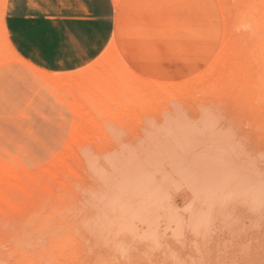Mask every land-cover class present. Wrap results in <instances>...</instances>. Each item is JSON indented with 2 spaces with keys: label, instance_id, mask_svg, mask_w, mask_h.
Segmentation results:
<instances>
[{
  "label": "bare ground",
  "instance_id": "bare-ground-1",
  "mask_svg": "<svg viewBox=\"0 0 264 264\" xmlns=\"http://www.w3.org/2000/svg\"><path fill=\"white\" fill-rule=\"evenodd\" d=\"M112 1L116 12L123 17L120 18V22L124 24V28H121L122 39L117 38L120 33L117 32L118 29L103 53L85 67L71 72H51L33 65L15 49L5 24L8 0H0V82L7 74L31 82L39 87L46 98L51 97L67 107L73 116V120L64 125L68 130L67 140L58 153L49 151L52 156L49 162L39 164L35 169H28L20 157L12 160L8 158V161L0 154V204L18 207L19 204L10 198L6 189L23 188L20 182L22 174L43 184L47 182L42 175L47 174L63 186L75 184L78 191H86L97 196L100 191L98 180L89 174L85 152L82 150L84 143H90L96 149L103 150L101 156L116 157L117 166L113 173L114 179L108 184L111 185L109 191L117 189L120 193L123 192L126 201L119 207H123V211L135 212L142 219L147 220L160 206L163 186L168 178L171 180L172 177H176L173 179L184 181L194 195L204 192L203 202H208V215L214 214L213 217L221 219V226L223 225L221 222L230 216L226 215L227 208L223 211L222 204H219L224 202L229 194L244 192L247 209L244 207L230 211L232 217L225 225L230 227L228 230L230 229L231 234L225 235L223 232L221 240L225 245L233 246L234 249L236 247V250L246 241L250 242L241 264H264V0H211L221 12L223 33L220 47L204 70L192 73L180 81L169 80V75L160 66L150 43L151 38L145 34L146 23L143 16L149 15L154 26L161 33H167L164 38L170 40L172 48L178 49L179 44L174 37L180 17L176 13V8L186 7L188 0ZM126 10H133L135 17L132 18L131 14L125 13ZM41 93L40 96H43ZM28 108L31 109L32 104ZM145 116L156 117L160 127L166 129L167 133L163 132L162 138L154 141L141 142L144 146L141 145L140 148L121 153L119 152L122 150L119 148L120 151L117 152L114 148L116 143L112 142L115 139L110 140L107 135L108 126H117L127 131L130 130L132 122ZM219 117H225L230 121V124L232 123L230 127L235 126L238 119L246 126L258 121L259 129L262 131L261 140L253 139L248 133L250 140L248 148L246 147L243 152L237 151L238 156H233L229 152L230 149L228 151L223 149L228 146L226 132L215 133L206 138L199 132L194 134L195 132L188 131L191 124H193L191 128L201 124L207 126ZM155 130L158 129L153 128V132ZM157 135L159 136V133ZM148 136L149 132L145 137L148 139ZM146 138L144 140H147ZM203 142H207L208 147H204L205 150L196 149ZM92 159L96 161V158ZM111 166L114 167L113 163ZM93 167V173L97 175L98 164ZM67 176L83 177L86 181L85 187L73 180H70V184ZM110 176L109 180L112 178ZM203 202L205 206L207 202ZM64 207L65 210L58 211L56 205L48 215L41 219L35 215L32 221L38 219V228L41 231L47 229L49 225L58 226L61 214H64L65 220H68V217L74 218L76 206L73 205V201H64ZM68 211L72 214L67 216L65 213ZM173 214L175 219H182V214L176 212ZM245 218L249 219V224L245 222ZM61 225L64 226V223ZM235 229L237 235L232 233ZM55 241H58L57 233L50 239V243ZM172 250L173 252L169 253L170 258L166 259L167 261L163 260L161 264H174L187 257L193 264L220 262L219 257L213 254L187 255L188 253L178 251L175 247ZM238 262L240 260L237 264Z\"/></svg>",
  "mask_w": 264,
  "mask_h": 264
},
{
  "label": "rangeland",
  "instance_id": "rangeland-1",
  "mask_svg": "<svg viewBox=\"0 0 264 264\" xmlns=\"http://www.w3.org/2000/svg\"><path fill=\"white\" fill-rule=\"evenodd\" d=\"M218 9L214 1L211 0H188L186 7H177L176 13L180 20L177 22L174 38L179 44L178 49L172 48L170 40L164 38L167 33H161L154 26L149 15L143 16L146 23L145 34L151 38L150 43L156 52L160 66L169 75V80L180 81L184 77L192 75V73L201 72L212 60L215 52L220 47V39L223 33L221 12ZM125 13L131 14L132 18L135 17L133 10H126ZM120 18L123 19L116 12L115 32L118 29L120 30L117 31L120 32L117 35L119 40L123 36L121 28H124ZM40 93L39 87L31 82L22 81L12 74H7L0 82V119H2L0 120V154L7 160L8 158L12 160V158L20 157L28 169H35L39 164L49 162L52 157L49 151L52 150L58 153L62 149L68 138V130L64 125L69 123V120L70 122L73 120L72 113L67 107L57 103L51 97H47V99L43 92L41 93L43 96H40ZM31 104L32 108L30 109L28 106ZM159 124L160 122L156 117L145 116L132 122L130 130L127 131H123L117 126H108L107 135L110 140L115 139L112 142L116 143L114 148L117 149H115L117 152L120 149L122 151L119 153L125 150V152H129L132 149L140 148L141 145L144 146V144H141L143 141L149 142L159 139V137L162 138L161 134L163 132V134L167 133V130L160 127ZM231 124L225 117H219L207 126L201 124L194 125L191 128L193 125L191 124L188 126V131L195 132L194 134L199 132L200 135L204 134V137L226 132L228 134L226 145L228 146L223 149L224 151L230 149L229 152L233 156H238V152H243L246 147L248 148L250 141L248 133L253 136V139L261 140L262 131L259 129L258 121H253L250 126H246L238 119V123L233 127L231 126L232 130L229 126ZM156 125L158 126L155 127ZM203 125L205 126L203 127ZM153 128L158 129L154 131L156 134H154ZM233 130L235 133L232 132ZM148 132L147 139L145 135L147 136ZM151 136L153 138H149ZM144 137L147 140H144ZM247 141L248 143H246ZM206 143L203 142L204 145L201 144L196 149L205 150L204 147H208V143ZM145 146L147 147V145ZM82 150L85 152L86 167L89 174H92L91 177L98 180L99 194L96 196L86 191L80 192L75 184L63 186L47 174L42 175V178L47 182L46 184L30 180L22 174L20 182L23 188L12 187L6 189L10 198L19 204L18 207L5 203L0 204V264H161L170 258L169 253L173 252L174 247L178 251L182 252L183 250L184 253H188L187 255L193 253L194 255L211 256L213 254L219 257V264H237L238 260H240L238 264H241L244 252L248 251L246 249L249 248L250 242L246 241L247 243L241 244L236 250V247L234 249L233 246L225 245L221 237L224 236L223 232L225 235L231 234L230 229L228 230L230 227L225 225L229 223V218L232 217L230 211L244 207L247 209L244 192L232 193L234 194L232 197V194H229V198L226 197L228 202L225 198V201L219 204H222L221 210L224 211L227 208V211L225 210L226 215L230 216L221 222L223 223L221 226V219L216 216V218L213 217L214 214L209 216V213L208 215V202H203L205 200L204 192L203 194L198 192L199 194L194 195L184 181L174 180L176 177H172L171 180L168 178L167 184L165 183L163 186L160 206L154 210L155 213L153 212V215L151 214L147 220L146 218L142 219L135 212L123 211V207H119L121 203L126 201V195L123 192L120 193L117 189L116 191H109L111 185L108 184L112 183L115 166H117L116 157L101 156L103 150L96 149L90 143H84ZM90 155L93 156L92 158H96L95 162ZM109 161L110 163H108ZM112 163L114 167L111 166ZM97 164L99 168L97 175H95L93 166ZM103 168H106L107 171ZM107 175H111L112 178L109 180ZM67 180L68 182L73 180L85 187L86 181L83 177L67 176ZM90 182L92 183L91 179ZM103 183L108 187L104 184L105 187ZM64 201H73V205L76 206L74 218L68 217V220H65L64 214L60 215L58 213L60 219L58 220V226L55 224L56 228H54L55 225H49L47 229L39 230L38 219L32 221V217L36 215L41 219L48 215L56 205H58V211H62L65 208ZM202 202L207 203L204 206ZM215 210L217 211V208ZM68 212L65 215L72 214V212ZM174 212L179 215L182 214V219H175ZM248 221L249 219L245 218L247 224H249ZM62 223L65 227L61 225ZM232 228L233 226H231ZM55 233L58 234V241L50 243V239ZM232 233L237 235L238 232L235 229L232 230ZM239 249L243 252L241 253ZM206 250H209L208 253ZM184 259L174 264H193L190 258L187 257L185 261Z\"/></svg>",
  "mask_w": 264,
  "mask_h": 264
},
{
  "label": "crops",
  "instance_id": "crops-1",
  "mask_svg": "<svg viewBox=\"0 0 264 264\" xmlns=\"http://www.w3.org/2000/svg\"><path fill=\"white\" fill-rule=\"evenodd\" d=\"M115 16L112 0H8L5 24L26 60L47 71L71 72L103 53Z\"/></svg>",
  "mask_w": 264,
  "mask_h": 264
}]
</instances>
